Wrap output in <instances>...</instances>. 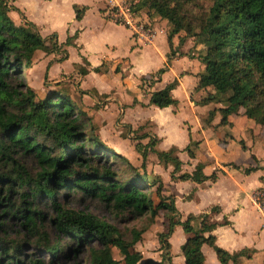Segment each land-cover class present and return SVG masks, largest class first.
I'll return each instance as SVG.
<instances>
[{
    "label": "trees",
    "instance_id": "1",
    "mask_svg": "<svg viewBox=\"0 0 264 264\" xmlns=\"http://www.w3.org/2000/svg\"><path fill=\"white\" fill-rule=\"evenodd\" d=\"M132 1L139 13L157 15L172 24L169 41L182 32L204 45L205 70L199 75L196 88L213 87L200 102L224 104L218 109L221 124H228L231 115L243 110L249 119L264 125V0ZM75 9L80 18L86 7ZM13 10L19 9L10 0H0V205L4 206L0 214V264H61L64 257L70 256L67 247L61 241L51 243L45 231L36 246L49 260L33 253L27 255L25 248L32 242L12 235V222L21 223L31 233L39 231L45 216L40 209L42 200L52 201L57 228L69 236L75 247L70 249L72 252L78 253L91 241L99 244L100 247L91 248V264H172L170 237L177 225L189 234L182 248L186 264H206L204 244L214 248L221 264L236 263L246 256V250L230 253L216 243L212 231L218 225L229 224L228 219L220 223L204 213L182 221L174 197L163 192L161 178L142 171V167L108 147L62 82L42 96L27 84L24 69L32 66L37 52L60 54L59 61H64L74 37L63 43L57 41L55 34L46 38L26 17L17 25L10 14ZM168 67L143 77V86L151 87L161 80ZM81 72L86 74L87 70ZM177 85L175 80L153 91L150 104L160 108L176 105L172 91ZM127 127L125 136L130 134L139 140L136 148L144 160L151 150L161 161L172 164L175 173L181 170L177 148L159 151L155 136L144 144L141 140L148 133ZM187 150L193 157L190 146ZM27 159L36 162L35 173ZM117 159L125 161L126 167L117 165ZM177 178L203 182L216 180L217 175H205L202 165H198L193 173ZM60 190L153 218L163 213L165 229L158 234L162 259L145 258L137 248L143 230L134 229L131 239H126L116 227L96 216L61 205L57 198ZM213 211H218V207ZM197 220L200 227L195 228ZM113 248L119 250L120 258L114 256Z\"/></svg>",
    "mask_w": 264,
    "mask_h": 264
},
{
    "label": "crops",
    "instance_id": "2",
    "mask_svg": "<svg viewBox=\"0 0 264 264\" xmlns=\"http://www.w3.org/2000/svg\"><path fill=\"white\" fill-rule=\"evenodd\" d=\"M10 2L19 9L10 13L16 24H21L23 17H26L39 27L44 37L55 34L59 43L74 37L73 43L68 46L66 60L59 61L60 54L44 51H38L35 57L49 69L51 80L55 79L57 72L67 74L75 66L79 67L78 72L87 70L86 74L80 71L78 91H69L78 107L84 112L93 113L99 108L102 111L101 105L107 101L105 107L123 113L119 125L126 132L129 125L132 130L140 129V133H148L149 136L141 140L144 144L155 136V148L159 151H168L173 147L178 149L181 170L175 173L174 166L164 162L173 167L168 190L161 175L148 174L161 178L163 192L175 199L179 218L184 221L190 215L197 217L208 213L212 221L223 223L228 219L229 224L218 225L212 231L217 245L230 253L247 251V255L238 262L230 261L228 264H264V207H259L253 199L256 190L264 184V125L249 119L243 110L231 115L228 124H221L222 115L218 109L224 104L200 102L209 91H213V87L196 88L199 75L205 70L204 45L182 32L172 36L169 41L172 24L160 16L148 15L143 11L139 13L142 19L150 20L165 32L152 43L138 41L127 27L109 18L107 0ZM76 6L86 7L80 18H77ZM167 65L169 67L161 80L151 87L143 86V77H149ZM175 80H178V85L172 95L178 103L165 108L151 105V93ZM81 89L84 95L80 93ZM85 101L89 105L85 106ZM138 112L151 114L136 120ZM211 112L214 114L210 115ZM146 122L153 124V130L147 129ZM93 125L100 139L109 146L107 127L97 119H93ZM121 140L125 145L128 143L127 146L134 145L137 151L139 140L132 135H123ZM135 141L137 143L134 144ZM125 145L121 144L120 148L126 149ZM189 146L193 157L187 150ZM120 148L116 147V151L112 149L122 155ZM154 159L163 162L150 150L143 164ZM198 165H202L207 176L216 173V180L196 182L177 178L183 173H193ZM214 207H218V211H213ZM194 226L200 227V221L197 220ZM188 236L181 225L175 227L170 237L172 264H186L182 248ZM176 237L179 241L175 246ZM202 250L206 264L210 260L213 264H221L212 246L204 244ZM159 254L160 258L153 255H145V258L161 260L162 250Z\"/></svg>",
    "mask_w": 264,
    "mask_h": 264
},
{
    "label": "rangeland",
    "instance_id": "3",
    "mask_svg": "<svg viewBox=\"0 0 264 264\" xmlns=\"http://www.w3.org/2000/svg\"><path fill=\"white\" fill-rule=\"evenodd\" d=\"M34 1L37 3H42V0ZM78 70L79 67L75 66L70 71H68L67 74H60L59 72H57L56 76H54V80L61 81L66 86L68 91L77 92L81 78L80 71H82V69L79 72ZM54 73H56L55 69ZM24 77L27 84L38 91L39 96L44 95L47 92L48 88L56 86L57 83L54 82V80L50 79L51 75L49 74V69L46 68L45 65H43L41 62H39L36 57H34L32 66L30 68L24 69ZM80 93H84L82 89L80 90ZM107 103V101H104V103L101 105V107L103 108L102 111H100L99 108L96 109L93 113L85 112V119L91 125H93V119H97V121L107 127L106 135L110 138L109 141L111 143L109 146L110 148L112 147L115 150L116 147L120 148L121 144L125 145L121 140V137L126 134V130L124 127L119 125L121 124L120 121L123 119L124 115L123 113H118L110 107H105ZM87 105H89V103L85 101V106ZM79 108L80 110H82L81 107ZM150 114L151 112H138V114L136 115V120H142L146 116H150ZM146 123L147 129L151 130L153 124L151 122ZM91 125H89V128ZM120 130H122L121 133H119ZM135 143H137V141H135L134 144ZM127 145H125L126 149L120 148L122 151V155L127 157V159L133 165L141 167V165L143 164L142 154L133 148L134 145ZM27 163L32 173H35L38 170V166L34 159H27ZM116 164H125V161L121 162V160L117 159ZM123 167H126V164L122 166V169ZM172 169V166L165 165L164 162L159 163L157 159L148 160L144 167L142 166V171H146L147 173L153 172L154 174L161 175L164 181L165 189L167 190L172 181ZM57 198L60 204L68 209L82 211L83 213H90L97 218L113 225L124 235L126 239H131L132 231L134 229L143 230L141 243L137 245V248L143 252L144 256L153 255L156 258H160V243L158 234L165 228L164 223L166 219L163 213H160L155 218H153L150 214L140 215L134 211L120 210L115 205H111L100 199L84 197L81 194H69L68 191L65 190H60L59 196ZM154 199L155 201H158L157 196H154ZM3 207L4 206L1 204L0 214L2 213ZM40 209L41 211L45 212V216L44 219L41 220L42 227L38 232L31 233L27 228L22 227L21 223L12 222V235H20L21 240L27 238L28 241L32 242V244L28 243V246L25 248L27 255H31L33 253L37 258L49 260V256L42 252V248H38L36 246V243L42 241V233H44L45 231L51 243L61 241L64 247H67V250L70 251V256L64 257L61 261V264H91V248H98L100 247L99 244L96 241H91L88 246L82 248L78 253L72 252L70 249L75 247L71 243L69 236L63 232H60L57 228V223L54 220L57 217V214L55 213L54 207L52 206V201L42 200L40 202ZM178 241L179 238L176 237L175 246L178 244ZM113 253L115 257H121V254L117 248H113ZM208 264H213V262L210 260Z\"/></svg>",
    "mask_w": 264,
    "mask_h": 264
},
{
    "label": "built area",
    "instance_id": "4",
    "mask_svg": "<svg viewBox=\"0 0 264 264\" xmlns=\"http://www.w3.org/2000/svg\"><path fill=\"white\" fill-rule=\"evenodd\" d=\"M108 16L114 22L127 27L133 37L143 43H152L164 29L157 27L150 20H144L135 10L132 0H107ZM255 203L264 207V184L253 195Z\"/></svg>",
    "mask_w": 264,
    "mask_h": 264
}]
</instances>
